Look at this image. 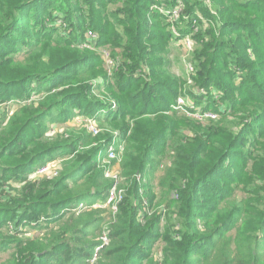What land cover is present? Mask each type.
I'll return each mask as SVG.
<instances>
[{"label": "trees", "instance_id": "obj_1", "mask_svg": "<svg viewBox=\"0 0 264 264\" xmlns=\"http://www.w3.org/2000/svg\"><path fill=\"white\" fill-rule=\"evenodd\" d=\"M61 1L62 6L51 11L50 0H0V51L11 49L17 51V55L21 51L30 53L32 50L27 48L26 43L29 37L36 41L34 47H37V50L43 43H52L54 40L59 47L69 46V35L60 39L55 36L61 25L57 22L67 17V2ZM89 1L93 7L104 13L103 6H96V0ZM107 1L117 4L115 10L117 13L113 11L111 18L123 24L126 33L123 36L117 32H109L114 38L113 44L117 38L121 39L119 46L123 47L125 58L112 76L114 84L104 80L107 74H96L92 71L95 65V56L92 53L82 54L74 48L72 57L59 69L77 63H84V66L77 67L73 74H67L66 77L70 81L68 90L54 93V86L43 89L42 78L46 75L55 77L59 69L52 72L35 69L29 74H24L18 82L40 80L39 94L47 93V96L39 104H34L36 106L34 110L38 112L30 114L23 120L20 119L22 122L12 118L5 124V120H0V158L12 149H15L14 152L17 154L29 155L28 146L21 144V137L31 122L40 123L44 133L48 130V123L54 124L61 115L66 114L73 118L77 113L74 107L80 105V102L72 103L74 99L86 100L93 107L96 113H90L91 117H102L104 126L110 131L105 139L108 142L96 147L84 160L74 161L73 166L67 169L65 180L62 178V182H58L59 185L64 184L69 194L58 202L60 211L51 210L47 213L50 224L56 227H51L50 224L42 227L44 235L35 244L36 252L30 248L21 253L23 240L18 238V235L10 233L1 235L0 252L11 247L17 249L21 257L17 264H81L99 244V236L104 232L103 226L107 225L109 243L102 249L98 264H264V186L259 185L255 188L258 202L249 208L246 199L237 197L234 189L224 196L217 194L222 190L211 178L221 172L228 159L229 167H232L233 160L230 157L236 155V149L242 141L240 135H231L227 142L220 138L208 143L210 136L196 138L194 142L188 143L193 145L194 149L191 155H186L184 149H180L175 141L178 123L174 117L179 115L178 109L173 111L168 104L163 106L162 99H156L159 91L170 90L173 84V74L164 54L168 39L174 37V34L168 29L169 16L159 11L153 12L151 9L160 1L173 7L175 0ZM184 1L188 5L186 9L188 15L199 16L195 12L197 6L209 15L208 8L202 0ZM218 2L221 5L220 23L217 20L216 25L223 34L229 32V36L224 40H218V43L215 46L212 44L210 48L215 47L217 52L219 47H225L228 56L234 58V63L241 68H249L255 63L251 60V49H255L259 42V39L255 38L256 32L250 31V28H255L253 21L258 19V16L252 14L264 13V0H218ZM119 13L126 15V18H120ZM50 14L54 21L46 25V17ZM251 17L252 19L248 20ZM160 26L163 28L158 29ZM36 29L42 34L37 36L33 32ZM234 29L240 30L233 35ZM81 36L83 35L79 33L76 38L79 43L85 38L83 36L81 39ZM165 38L167 41H163ZM209 49L200 53L202 63L207 61ZM216 58L217 56L213 55L209 61L200 65L195 76L198 87L206 90L215 83L220 84V79L213 80L215 74L213 63ZM144 64L150 65L151 77L142 79V86H139L136 83L140 80L137 70ZM231 65L229 64V69H232V75L235 70ZM240 79L247 80L242 76ZM249 82L254 86L259 85L254 80ZM135 84L138 89L132 91ZM223 86L228 88L225 83ZM101 88L110 89L112 95H119L116 107L111 108L106 105L107 101L96 99L92 95L93 91ZM259 93H261L259 96H251L252 98L248 99L230 96L231 102L227 110L234 118L232 120L234 123H242L248 129V126L264 119V91ZM26 97L25 94L22 96ZM153 100L159 103V110H150ZM141 102L142 106L139 108L136 104ZM128 104H132L129 106L131 109L124 110ZM65 108H68L67 113L64 111ZM105 108L115 113L105 114L103 113ZM160 110L163 115L154 122L151 114ZM181 117L178 118L182 121ZM115 132L119 133L120 141H125V150L119 164L121 187L125 189V196L119 205V211L116 214L111 212L105 214L100 208H79L82 202L92 205L107 198L112 182L105 177L106 166L100 167L101 160L97 159L105 151ZM196 133H200L199 130ZM7 134L8 137H5ZM262 137L264 129L259 130L254 139L253 149L250 150L247 159L248 164L252 159L258 160L261 149H264ZM88 138L90 135L83 138V142H87ZM246 143L247 138L244 137L243 145ZM70 146L71 144L61 143L49 146L30 154L21 165L27 168L36 158L46 157L50 152L68 149ZM208 149L214 152H208ZM174 152V160L165 166V175L158 183L163 200L157 201L159 196L157 191L153 190L154 184L151 183L150 177L162 168V165L164 167L166 155ZM115 161L117 160H113ZM204 161H208L206 163L208 170L202 175H197L196 171L205 164ZM261 163L259 175L255 179V182L260 183L264 180V156ZM43 164L44 162H40V165ZM88 165L90 169L86 168ZM245 171L240 176L241 182L245 178ZM21 179L24 183L21 188L1 190L0 198L5 205L0 210L14 211L19 221H25L29 215L30 220L38 221L39 214L37 212L32 214L31 210L39 204H35L36 185L27 181L25 176ZM68 179L71 181L65 182ZM170 194L172 198H178L175 204L171 202L175 205L176 221L167 217L170 206L167 196ZM164 201H167L169 206L164 204ZM2 227L0 224L1 229ZM159 243L163 247L160 255L155 248Z\"/></svg>", "mask_w": 264, "mask_h": 264}, {"label": "rangeland", "instance_id": "obj_2", "mask_svg": "<svg viewBox=\"0 0 264 264\" xmlns=\"http://www.w3.org/2000/svg\"><path fill=\"white\" fill-rule=\"evenodd\" d=\"M50 1H52L50 5L51 11H53L52 9L54 8L58 10V8L62 6L61 0ZM65 1L68 5L67 17L64 20H57V23L61 25L59 26V30L56 31L55 36L60 39L69 35V46L59 47L54 40L52 43H43L37 50V47H34L36 41L34 38L29 37L26 43L28 45L27 48L32 50L30 53L21 51L19 55H17V51H12L11 49L0 51V120H5V124L12 118H16V121L22 122L20 119L23 120L30 114H36L38 111L36 112V110H34V108H36L35 105L39 104L41 100L47 96V93L39 94L38 82L40 80L34 81L35 79H29L26 83L18 82L24 77L23 75L29 74L30 71L35 69L42 70L43 72L58 70L62 64L68 62L72 57V54L75 52L72 48L79 50L82 54L92 53L95 56V65L92 71L96 74H107L104 80H107L110 84L113 83V74L119 69L120 64L125 59L123 56V47L119 46L121 44V39L117 38L113 44L114 38L109 34V32H117L123 36L126 34L124 31L125 26L111 18L113 11L116 10L117 4L110 3V1L107 0H96V6H103V13L96 7H93L89 0ZM202 1L208 8L209 15L205 10L199 8V6H197L198 8L195 10L199 16L188 15L186 13L188 5L185 4L184 0H175L172 5L173 7L168 6L164 1H160L156 6H152L151 10L153 12L159 11L169 14L168 21L170 22V28L168 29L174 34V37L168 39L166 52L164 54L165 59L170 64V70L173 74V84L170 90L163 89L159 91L156 99H162L164 101L163 106L168 104L170 106L169 108L173 111L178 109V114L185 119L183 121L181 117V121L179 115L174 117V120L178 123L175 135L176 145H178L180 149H184L186 155H191L194 149L193 145H189L188 143L191 141L194 142L196 138L210 136L208 137L210 139L208 143H212L220 138H223L225 142H227L231 135H240L242 141L236 149V155L230 157V159L233 160L232 167H229L228 159L227 162L224 163L221 172L211 178L212 181L218 183L222 190L219 193L217 192V194L224 196L229 194L231 189H234L236 196L245 198L249 203V208H251L258 202L255 188L259 185L264 186V180L261 183L255 182L261 169L264 149H261L258 160L252 159L250 164H248L247 159L249 158L250 150L253 149L255 137L258 135L259 130L264 129V119L253 123L246 129L245 125H242V123L236 124L232 121L234 118L231 117L227 108H229L228 104L231 102L230 96L238 99H248L252 98L251 96H259L261 94L259 92L264 91V13L255 12L252 14L253 16H258V19L253 21L255 28H250V31L256 32L255 38H257V40L259 39V42L255 45V49H251V60L255 63L251 67L244 69L234 63V58H232L231 55L228 56L225 47H219L220 49L217 50V52L215 51V47L210 48L212 44L215 46L218 40H224L229 36V32L223 34L221 29H218L216 25L217 22L220 23L219 8L221 5L218 0ZM178 8H181V12L178 21H175L174 17H172V13ZM115 12L117 13V11ZM119 16L120 18H126V15L121 13H119ZM46 18V25L52 24V21H54L52 20V14L48 15ZM251 19L252 17L248 20ZM199 20H202V22L200 23ZM162 28L161 26L158 27V29ZM52 29L54 28L52 27ZM239 30L240 29L232 30L234 33L233 35L239 32ZM33 32L37 36L42 34L39 33L37 29ZM79 33L85 36V38L81 40V43L76 39ZM83 36H81V39ZM164 40H166V38L163 39V41ZM208 49L210 53L207 61H209L213 55L217 56L215 63H213L215 69L213 80L217 81L220 79L221 82L220 84L215 83L213 87L210 86L205 90L204 88L198 87L199 85L196 83L195 76L198 74L200 65L207 62H201L200 53ZM229 64H232L231 66L235 70L232 75V69H229ZM83 66L84 63H77L67 68L63 67L59 69V71H57L58 75L55 77L46 75L47 77L45 76L42 78V84L44 85L43 89L54 86V93L63 92L65 89L68 90L67 88L69 87L70 81L66 77L67 74H73L77 67L81 68ZM137 76H140L139 78L141 81L139 80V82L136 83L142 86V81L144 79H150L151 77L150 65L144 64L139 67ZM241 76L247 78V80L242 81L240 79ZM250 80H254V82L259 85L254 86L249 82ZM224 83L227 84L228 88L223 86ZM229 88H231V91H229ZM137 89V85L135 84L132 91ZM254 89L258 91H252ZM111 93L112 91L110 89L101 88L93 91L92 95L96 99L107 101L108 103H106V105L112 108L116 107L115 105L119 95H112ZM24 94L27 95L26 98H22ZM141 97H143V95H141ZM155 101L153 100L150 106L151 111L160 109L159 103ZM74 102H80V105L74 107L77 113L73 118L66 116V114L61 115L54 124L48 123V130L44 133L42 132L41 124L37 121H33L21 137V144L28 146L29 155L37 153L49 146L58 145L59 143L71 144L68 149L58 150L53 153L50 152L46 157H38L33 164L27 168H24L21 164L28 159L29 155L24 153L17 154L14 152L15 149L6 152L2 158H0V195L2 193L1 190L9 191L11 189L21 188L24 185V183L21 182L22 176H25L27 181L33 182L36 185L37 195L35 196V204H39L37 205L38 207L35 206L31 210L32 214L35 212L39 214L38 221L30 220V215L25 221H19L16 219L14 211L4 212L0 210V224L3 225L2 229L0 228L2 230L0 231V238L2 234L10 233L18 235V238L22 239L24 242L21 253L30 250V248H32L31 251L36 252L37 248H35V244L37 240L43 238L42 235H44V229H42V227L45 224H50L47 213H50L51 210H61L57 204L64 200L69 193L65 190L64 184L59 185L58 182H62V178L65 180L67 169L73 166L74 161L84 160L90 152L96 149V147L104 144L106 142V136L110 133L109 129L104 126L102 117L97 118L89 115L90 113L95 114L96 111L93 110V107L86 100L74 99L72 103ZM136 105H139L138 107L140 108L142 102ZM129 106H132V104L125 105L124 110H130L131 107ZM64 111L67 113L68 108H65ZM110 112L111 114L115 113L108 108H105L103 111L105 114ZM166 113L169 112H165V114ZM161 115H163L162 110L152 113L151 119L156 122ZM90 122H95L99 126L100 132L98 134L92 135L90 133ZM197 130H199L200 133H196ZM8 135L9 134L5 135V137H8ZM89 135L90 138H88V141L83 142L82 139ZM244 137L247 138L246 145H243ZM79 140H82V142L76 143ZM261 141L264 142V137L261 138ZM74 147L76 148L75 150L73 149ZM208 152H214V150L208 149ZM105 154V151L102 152L97 159L99 160L101 158L100 167L111 165L113 171L119 172L120 162L115 161L110 163L109 161L111 160L106 158ZM174 154L175 152L168 156L166 155L167 159L165 158L164 167L157 170L150 177L151 183L154 184L153 190L157 191L159 196L157 201L163 200V193L158 183L165 175V166L169 161L172 162L174 160ZM255 160H257L256 163ZM40 162H44V164L40 165ZM108 162L110 164H108ZM204 162L205 164L196 171L197 175H202L208 170L206 169V163H208V161ZM247 165L248 167L246 168ZM86 168L90 169V165ZM243 171H245V178L241 182L240 176ZM105 177L110 182L113 181V179L107 177L106 174ZM70 181L71 179H68V181L65 182ZM206 194L208 195L209 193L207 192ZM204 197L206 198L207 196L205 195ZM167 199L170 200V206L167 204V201H164V204L169 206L167 217L170 220L176 221L175 205H172L171 202L175 204L178 198H172L170 194L167 196ZM95 203H98V201ZM4 205V201L0 198V209H2ZM84 209L93 208L85 207ZM100 209L104 211L105 214L108 212L110 213L108 208ZM249 210L255 211L253 209ZM51 227L56 226L51 225ZM104 230H108L107 225L103 226L102 231ZM155 248L160 255L163 248L161 243L157 244ZM20 258L18 250L12 247L6 249L4 252H0V264H17L20 262Z\"/></svg>", "mask_w": 264, "mask_h": 264}, {"label": "built area", "instance_id": "obj_3", "mask_svg": "<svg viewBox=\"0 0 264 264\" xmlns=\"http://www.w3.org/2000/svg\"><path fill=\"white\" fill-rule=\"evenodd\" d=\"M180 12H181V8H178L177 10H175L172 13V17H174L175 21H178ZM163 13L165 14V12H163ZM167 15H169V14H167ZM89 130H90V133L92 135H96L100 132V128L95 122H90ZM124 150H125V141H120L119 140V133L116 132L115 136L113 137V140L105 148L106 158H109L111 160V161H109L110 163L113 162V160H117L118 162H120L122 159ZM109 162H108V164H110ZM105 164H107V163H105ZM162 167H163V165H162ZM105 174L107 177L113 179L112 185L109 188V191L107 194V198L104 201H98V203H94L92 205H89L88 203L82 202L79 205V208H85V207L108 208L111 213H113V214L118 213L119 205L125 196V189L122 188L121 184H120V182H121L120 171L115 172L112 170V166L108 165L105 168ZM108 243H109L108 230H104L103 234L99 238V244L96 246V248L91 253V255H89L84 260V262L81 264H97L100 257H101L102 249Z\"/></svg>", "mask_w": 264, "mask_h": 264}]
</instances>
